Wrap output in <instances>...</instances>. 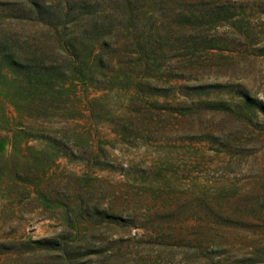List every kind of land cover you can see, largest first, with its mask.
Returning a JSON list of instances; mask_svg holds the SVG:
<instances>
[{
  "label": "rangeland",
  "instance_id": "374dc122",
  "mask_svg": "<svg viewBox=\"0 0 264 264\" xmlns=\"http://www.w3.org/2000/svg\"><path fill=\"white\" fill-rule=\"evenodd\" d=\"M0 264H264V0H0Z\"/></svg>",
  "mask_w": 264,
  "mask_h": 264
}]
</instances>
